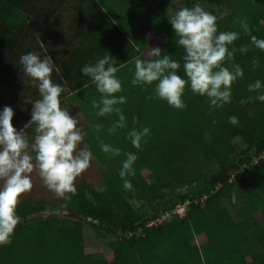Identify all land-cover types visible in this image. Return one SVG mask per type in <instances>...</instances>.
I'll return each instance as SVG.
<instances>
[{
  "label": "trees",
  "instance_id": "1",
  "mask_svg": "<svg viewBox=\"0 0 264 264\" xmlns=\"http://www.w3.org/2000/svg\"><path fill=\"white\" fill-rule=\"evenodd\" d=\"M43 1L47 2L0 0V112L5 106L11 107L13 127L29 131L24 128L31 119L29 101L40 97L24 75L19 58L28 52L41 57L48 53L58 69L52 73L53 82L68 89L60 97L61 107L67 105L70 113L81 116L84 144L94 159L74 182L77 194H65L70 199L57 197L47 189L38 172L32 173L33 187L21 195L16 208L21 222L14 229L11 243L0 246V264H264V102L240 103L241 99L257 95L248 92V85L256 80L261 81L260 94H264V51L253 46L247 53H236L234 63L243 69V77L232 84L230 103L212 109L206 96L193 94L186 86L182 96L186 107L175 109L155 96V84H131L133 59H148L146 54L152 47H159L162 56L170 55L181 62L178 75L183 76L184 50L177 45L178 38L168 19L172 14L154 9L148 0H77L71 33L62 48L52 54V48H43L47 43L40 24L46 25L51 14L60 9L55 11ZM197 1L217 17L218 33H240L235 47L250 43V37L234 23L237 19L246 20L251 34L264 39V0ZM106 4L117 13L116 22L105 13L102 5ZM218 7L223 15L213 13ZM81 23L83 26L76 27ZM106 54L116 59L119 68L117 78L122 90L116 95L126 97V103L118 106L127 116V127L113 134L107 128L117 119L115 114L97 117L81 109L85 107L84 98L91 96L93 90L97 93L81 69ZM253 58L259 61L256 68L251 63ZM149 95L153 98L147 99ZM134 116L139 120L137 127H148L150 133L142 140L140 151L135 150L138 156L133 170L151 158L154 178L166 181V177L184 172L200 158L217 164V172L208 179H200L186 193L171 199L172 204L175 198L182 204L186 202L183 216L173 214L161 223L147 226L156 218L146 216L142 204L133 208L129 203L144 186L130 175L127 179L133 190H125L119 176L124 153L132 152L126 136ZM231 116L238 117L236 125L229 123ZM94 124L104 126L101 132L93 130ZM97 135L104 143L121 149V155L103 153ZM236 139L242 141L244 148L237 152V162H233ZM252 156L254 163L249 158ZM242 165H249L248 173L257 179L255 184L246 180ZM98 186L107 190L97 192ZM235 186L243 191L250 211L239 220L221 205L222 200L230 199ZM86 193L94 203L86 198ZM48 207L71 219L72 225L59 227L55 220H27ZM84 220L93 221L94 227L114 236L98 260H91L83 250L79 222ZM247 240L255 241L257 252L242 253Z\"/></svg>",
  "mask_w": 264,
  "mask_h": 264
},
{
  "label": "clouds",
  "instance_id": "2",
  "mask_svg": "<svg viewBox=\"0 0 264 264\" xmlns=\"http://www.w3.org/2000/svg\"><path fill=\"white\" fill-rule=\"evenodd\" d=\"M177 37V45L184 50L182 56L183 76L178 75L181 62L170 55H161L159 47H152L147 52L148 59L139 56L133 59L134 75L132 86L155 84V96L167 102L175 109H184L182 100L186 86L193 94L206 96L210 108L215 109L231 102V86L243 77V69L234 58L237 52L244 54L250 47L264 51V39L251 34L246 20L237 19L245 36L250 37L248 45L239 48L234 44L240 39L237 31L218 33L217 17L206 11L199 3L192 7L182 6L168 18ZM225 61L228 66H225ZM24 75L38 89L39 99L29 101L32 105L31 119L24 125H35V135L29 140L22 131L12 125L14 111L5 106L0 112V246L11 243L14 229L21 222L16 214L19 198L32 187V173L38 172L47 189L57 197L69 198L65 194L76 195L75 181L84 173L94 159L92 151L85 145L81 147L85 133L78 127L79 120L66 108L61 107L60 97L68 91L66 86L54 83L52 73L56 69L50 55L41 57L35 52H28L19 58ZM253 68L259 66L255 58L251 61ZM117 61L110 54L99 58L95 63L84 65L81 72L90 78L100 94L99 99L91 101L97 117L115 114L117 119L107 128L109 134L127 127V119L118 105L126 103V97L117 96L122 90L121 81L116 73ZM123 67V65H121ZM261 81L248 85V92L257 93L241 99V105L259 101L264 102L260 94ZM149 95L147 99H152ZM139 120L132 118V128L126 138L135 149L141 148L142 140L149 135L148 127H137ZM229 123L236 125L238 117H229ZM102 124L92 126L96 133L103 129ZM101 151L113 157L121 155V149L104 143L99 135L96 137ZM125 159L119 171L125 190H133L128 176L134 175L133 165L137 160L134 152L124 153ZM104 187H97V192H105ZM86 198L93 200L90 194ZM94 203V200H93Z\"/></svg>",
  "mask_w": 264,
  "mask_h": 264
},
{
  "label": "rangeland",
  "instance_id": "3",
  "mask_svg": "<svg viewBox=\"0 0 264 264\" xmlns=\"http://www.w3.org/2000/svg\"><path fill=\"white\" fill-rule=\"evenodd\" d=\"M76 1L77 0H66V3L63 4V8L54 13V21H50L49 25L43 28L41 35L47 43L43 44V48L49 47V43H53L58 47L59 43H63L68 38L69 34L71 33L69 26L72 19L77 15L74 8ZM148 2L154 9H162L167 15H171L176 9L184 6L185 3H187V7H192L196 3H199L197 0H148ZM82 3L85 4V1ZM108 5L109 4L102 5L103 7L105 6V13L111 20L116 22L117 17L115 14L117 13L114 11V8L111 7L112 5ZM213 13L223 15L224 11H221V7H218L214 9ZM81 26H83L82 23L78 24L76 27ZM56 50L59 51V49L53 48L51 53ZM118 74L119 72L116 73V76ZM93 91L94 93H92L91 96L84 98L85 107L81 108L82 110H86V112H88V114L91 116H94L96 111L91 107V101L93 99H99L97 97L100 95L98 92L95 93V90ZM62 108H66L69 111L67 105H62ZM75 116L79 120L78 127L83 130L81 116L79 114ZM35 127V125H29L27 128H25V130L29 129L28 132L23 130L25 136L29 138L30 141L35 135ZM83 146H85L84 139L81 144V147ZM233 147L235 153L231 158L233 162H237V152L241 151L244 148V145L241 140L236 139L233 141ZM128 150L129 148L127 151ZM135 150L140 151L139 149L137 150L132 147V152L136 154ZM249 158L251 159V163H254L256 160L253 158V156ZM103 168L106 169L105 167ZM217 170V164L213 160L200 158L196 160L194 165H191L190 168L187 167L184 172H177L174 174V176L166 177V181H162L160 179L154 178L151 158H148L144 163H139L134 169V175L132 176L138 181H142L144 186L137 191V194L132 199H130L129 203L133 208H137L139 204H142L146 216L157 218L159 221H164L167 217L169 218L173 214L183 216L186 202L182 204L179 201V198H175L172 204L171 199L173 197L179 196V193H186L189 188L193 187L194 184L200 179H208L212 174L217 172ZM241 170L243 171V175L249 183L255 184L257 182V179L252 174L248 173L249 165H242ZM164 183H166V185H163ZM221 205L228 210L232 218L235 220L242 219L243 217H246L250 214L249 208L246 204L245 195L238 186H235L232 189L230 199L222 200ZM162 215L163 217L165 216L164 219H161ZM27 220H39L44 222L48 220H55L59 227H69L73 222L66 216L60 215L57 209L51 207H48L38 213L31 214ZM79 223L81 225L82 246L84 252L90 256L91 260L100 259L108 250V244L114 239V236L94 227L93 221L84 220L80 221ZM155 223L158 224L157 221H155ZM249 238L253 240L251 235ZM252 240H247L244 243L242 248V253L244 255H249L258 251V245Z\"/></svg>",
  "mask_w": 264,
  "mask_h": 264
},
{
  "label": "crops",
  "instance_id": "4",
  "mask_svg": "<svg viewBox=\"0 0 264 264\" xmlns=\"http://www.w3.org/2000/svg\"><path fill=\"white\" fill-rule=\"evenodd\" d=\"M38 1V0H37ZM67 1H70V0H67ZM40 2H42V0H40ZM43 2H45V1H43ZM45 3H48V6H51V9H54L55 11H56V9H62L63 8V4L64 3H66V0H63V2L61 3V2H59V0H47V2H45ZM76 4H77V1H76V3L74 4V6H76ZM57 12V11H56ZM53 13L51 14V17H52V19H53ZM50 20L51 22L52 21H54V19L53 20ZM49 23L50 22H48L46 25H43L42 26V24H40V28L43 30V28L44 27H46V26H48L49 25ZM72 25V22H71V24H70V26ZM69 26V29L71 30V27ZM59 42V41H58ZM64 43V42H63ZM63 43H59L58 44V47L55 45V44H51V43H49L50 45H49V47L50 48H55V49H60V48H62V45H63ZM57 52V50L56 51H54L53 53L55 54Z\"/></svg>",
  "mask_w": 264,
  "mask_h": 264
},
{
  "label": "built area",
  "instance_id": "5",
  "mask_svg": "<svg viewBox=\"0 0 264 264\" xmlns=\"http://www.w3.org/2000/svg\"><path fill=\"white\" fill-rule=\"evenodd\" d=\"M164 218H165V216L163 217V215H162L161 219H164ZM155 221H157L158 223L162 222L161 220L159 221V219L156 218V219L150 221L147 226L155 225L156 224Z\"/></svg>",
  "mask_w": 264,
  "mask_h": 264
}]
</instances>
